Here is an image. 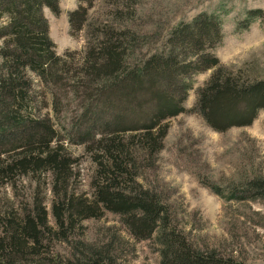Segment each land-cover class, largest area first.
Masks as SVG:
<instances>
[{"label":"trees","instance_id":"trees-1","mask_svg":"<svg viewBox=\"0 0 264 264\" xmlns=\"http://www.w3.org/2000/svg\"><path fill=\"white\" fill-rule=\"evenodd\" d=\"M90 7L79 5L68 13L71 31L87 26ZM44 8L58 14L59 0H0V186L22 177L36 180L30 204L0 213V264H62L47 258L46 243L67 242L75 225L105 212L119 216L136 241L154 238L160 264H245L195 246L170 206L138 180L142 167L152 166L162 149L168 120L186 111L183 102L193 75L211 71L192 110L213 131L250 126L264 111V79L226 67L212 53L223 38L218 16L200 13L178 24L163 47L147 54L141 50L148 38L128 27L87 26L85 52L72 77L86 103L76 140L94 165L86 197L74 193L77 160L53 124L47 117L31 116L37 102L30 95L28 73L53 84L60 73L70 72L65 57L55 52ZM123 8L117 4L115 11ZM263 17L260 9L248 10L237 29ZM44 176L49 178L54 227L38 191ZM227 195L235 202L264 199V176L244 179ZM88 253L89 260L80 253L76 262L105 261L99 252Z\"/></svg>","mask_w":264,"mask_h":264},{"label":"rangeland","instance_id":"rangeland-1","mask_svg":"<svg viewBox=\"0 0 264 264\" xmlns=\"http://www.w3.org/2000/svg\"><path fill=\"white\" fill-rule=\"evenodd\" d=\"M89 3V28L107 24L128 27L148 38L142 54L163 47L178 24L190 22L200 13L214 14L221 21L223 38L212 53L224 66L264 79V17L247 29H237L248 10L264 12V0H59L58 14L44 8L55 52L65 57L70 72L60 73L53 84L28 73L30 95L37 102L31 116L47 117L53 124L59 141L77 160L74 193L86 197L91 195L94 165L76 140L80 128L76 124L86 103L84 90L74 85L72 77L81 64L89 30L85 26L81 31H71L68 13ZM117 4L124 7L121 13L115 11ZM210 74L205 71L192 76L183 102L186 111L168 120L163 147L152 166L142 167L138 180L170 206L179 228L195 246L232 255L245 264H264V199L235 202L227 195L228 188L244 179L264 176V111L258 112L250 126L223 133L210 129L192 110L197 90ZM35 181L22 177L14 185L0 186V213L30 204ZM39 181V196L54 227L49 178L44 176ZM208 186L218 188L222 195L217 196ZM75 226L67 242L53 239L46 243L49 260L79 264L80 253L89 260L88 250L92 249L105 258L101 264H160L155 239L136 241L115 214L105 212L101 218L86 219Z\"/></svg>","mask_w":264,"mask_h":264}]
</instances>
